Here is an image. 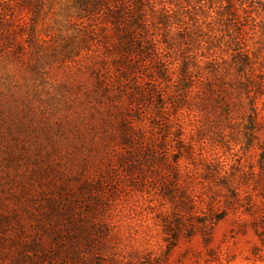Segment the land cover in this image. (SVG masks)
Wrapping results in <instances>:
<instances>
[{
    "label": "rangeland",
    "instance_id": "obj_1",
    "mask_svg": "<svg viewBox=\"0 0 264 264\" xmlns=\"http://www.w3.org/2000/svg\"><path fill=\"white\" fill-rule=\"evenodd\" d=\"M20 1L9 18L0 6V264H264V93L239 92L228 120L214 99L202 104L211 63L243 48L264 92V0H142L143 37L168 73L147 66L145 87L184 94L179 117L169 99L131 102L133 78L114 68L97 83L77 0H44L36 15ZM135 2L112 0L110 10L127 15ZM96 16L101 24L107 11ZM160 108L166 118L155 122L169 132L153 126ZM128 117L153 153L131 154L120 136ZM165 146L172 163L183 153L177 181L159 163Z\"/></svg>",
    "mask_w": 264,
    "mask_h": 264
},
{
    "label": "trees",
    "instance_id": "obj_2",
    "mask_svg": "<svg viewBox=\"0 0 264 264\" xmlns=\"http://www.w3.org/2000/svg\"><path fill=\"white\" fill-rule=\"evenodd\" d=\"M11 1L12 0H0V6L4 7L8 12V14H5V16H8L7 18L11 16ZM110 1L112 2V0H77L75 4L79 12H81L79 19L75 22V25L79 28V32L81 31L82 35L80 50L86 49L88 55L92 57L91 59H93V62L89 63L88 69L95 74L98 84L103 82L102 75L112 68L116 70V74L119 75V78H133V93L129 94V97H131V102L134 101L136 104H140L141 101H144L143 99L149 100L151 98L152 100V98L155 97L157 101L155 103L160 104L161 108H163V106L166 108L165 101L169 99L170 103L171 100L175 103L172 107L176 111L173 109L172 114L175 117H179V112L177 114V110L183 109L186 104L184 102H187V98L184 94L166 99V96H164V94L153 85H147L149 87H145L147 83L144 81L145 79L143 75L146 74L147 66L153 65L157 67L158 74L162 78H168V73L166 67L162 66L156 57L157 48L155 46L154 39L150 38L146 41L143 37L144 33L147 31V21L144 14L145 9L143 7L144 5L142 0H136L135 12L131 11L126 13L127 15L120 11V9L117 11L112 9L110 10ZM234 1L235 0H228V5L232 7V5H234ZM43 3L44 0L20 1V4L23 6L26 5L31 9H34L33 13H35V15ZM235 10V8H231V14L234 13ZM100 11H107V19L105 18V20L101 21V24H97L96 14ZM1 14L2 13L0 12V20L1 18L6 19L4 16L1 17ZM109 21L114 28L113 34L116 38V41L114 42L111 41L110 33L108 31L109 27L107 26V23H109ZM2 26L3 21H0V31L3 29L6 31L7 25L3 27ZM7 32L8 31H6V33ZM10 33L11 32H9V34ZM93 45H96L98 48L101 47L103 49L101 50V53L91 50ZM75 49L76 48L66 50L65 58L70 60L71 56L77 55L79 50ZM253 62L254 60L250 56V50L245 48H243V50L240 49L236 54L232 55L231 60L227 62L226 65H223L221 61L212 62L209 71H207V82L202 83V85L204 84V90H202L204 92L202 104H204L205 101H208L209 98H211V100L214 99L213 102L220 104V107H222V111L224 113H221V115L223 116L224 120H228L229 118L231 119L230 109L236 105V97L239 92L243 90L245 93H250L252 88L251 86L253 84L256 86L257 93L259 92V95L264 93L262 89L258 91L262 84L259 80L260 78L258 79V76L256 75L255 77L257 79L255 77L253 79L250 78L249 74L250 72L252 74L254 70L252 69ZM247 70L250 71L248 72ZM240 74H244L245 78L248 80V83H250L246 84L243 78L238 79L237 76L241 77ZM191 75L192 72L189 70V67L184 66L181 74L182 77L180 78L181 83L184 86L187 87L186 82L189 81ZM136 77H138V79ZM139 77H141L142 81L139 80ZM256 98V95L249 97V100L253 106V112L250 117V121L253 124L257 122V117H259L255 101ZM161 108L156 113L158 116L156 119L158 120H153V126L157 125L159 129L163 128V130L166 131L169 125L166 123L159 124L158 122H155L164 120L166 118L163 117V109ZM131 119L133 118L128 117L123 119L120 128V136L122 141L127 145H130L129 147H132L133 151L131 154H133V156H135L140 151L142 152V150H145V153L146 151H151L153 153L155 148L152 144L147 147H143L141 143L138 145L139 140H142L144 137L145 130L143 126H137ZM177 126L178 131H180L181 124L178 123ZM167 130V132H169V129ZM188 149L189 147L179 145L177 150L179 152L180 150L183 151ZM163 152V155L159 157V163L164 164V166H166L170 172L172 171V175L174 174L172 179L176 178L174 180L177 181L179 178V175L177 174H179V170H181L179 158L183 156V153L178 155V157L172 163V161H169L167 158L168 153L166 146L163 147ZM131 154L129 155L130 157H132ZM152 156L154 157V154H152ZM128 158V156L123 157V160L125 159L124 161L126 162ZM172 164L174 165V168H172ZM164 180L167 181L165 178Z\"/></svg>",
    "mask_w": 264,
    "mask_h": 264
}]
</instances>
